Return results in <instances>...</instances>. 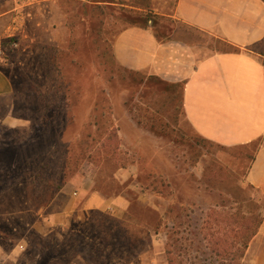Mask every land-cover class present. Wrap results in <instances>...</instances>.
I'll return each mask as SVG.
<instances>
[{"label":"rangeland","instance_id":"obj_1","mask_svg":"<svg viewBox=\"0 0 264 264\" xmlns=\"http://www.w3.org/2000/svg\"><path fill=\"white\" fill-rule=\"evenodd\" d=\"M46 1L14 11L3 25L19 29L0 38V63L15 88L14 125L0 124V264H90L62 243L96 210L131 229L127 238H112L118 246L108 264H170V256L174 264H238L230 244L239 234L238 214L264 217V199L245 179L256 145L230 149L203 139L183 116L181 87L146 88L147 71L124 68L114 57L128 16L140 12L131 5L154 16L150 25L162 16L154 10L159 5ZM15 3L0 0V13ZM201 39L224 48L221 39ZM108 154L117 159H104ZM92 193L128 203L85 208ZM139 219L152 223L151 239L138 240ZM218 238H225L228 256L217 254ZM241 261L264 264V218Z\"/></svg>","mask_w":264,"mask_h":264},{"label":"crops","instance_id":"obj_2","mask_svg":"<svg viewBox=\"0 0 264 264\" xmlns=\"http://www.w3.org/2000/svg\"><path fill=\"white\" fill-rule=\"evenodd\" d=\"M15 1V7L0 13V38L5 31L19 29L14 24L5 29L3 23L31 3ZM152 1L159 5L154 3L155 13L221 39L224 48L213 50L198 42H160L150 28L130 25L114 42L116 61L129 70L181 83L183 116L203 139L230 149L255 144L245 179L264 199V0ZM131 8L142 11L139 4ZM14 93L12 75L0 63V106L7 110L5 117L0 113V124L14 125L9 103ZM127 203L121 196L110 200L92 193L84 207L122 209Z\"/></svg>","mask_w":264,"mask_h":264},{"label":"trees","instance_id":"obj_3","mask_svg":"<svg viewBox=\"0 0 264 264\" xmlns=\"http://www.w3.org/2000/svg\"><path fill=\"white\" fill-rule=\"evenodd\" d=\"M152 17L154 16L149 13H144L142 10L139 13L128 16V19L131 21V25L150 28L160 42L176 40L184 43H201L202 36L208 37V34L194 29L180 20H174L170 17L157 15L155 16L154 24L149 26ZM230 50H237V48L230 46ZM143 82L144 86L149 89L152 87V83L165 84L171 87H181L182 85L181 83L172 84L154 75H148V77L143 79ZM97 118L98 117H96V120ZM112 131L114 135H117L116 129H112ZM89 135L91 136V133ZM109 136L111 138L112 135L110 134ZM104 159L116 160L117 157H111L108 154ZM121 166L126 167V164L122 163ZM237 202L240 203L241 200H238ZM149 212H151V214H157V211L151 207H149ZM250 213V216H244L241 213L238 214L237 222L239 223V226L237 227V231L239 234L237 235V238H234L233 242L230 243L232 249L235 251V258L233 257V259H236L238 264H244L241 260L246 255L251 241L258 234L264 218L255 213L254 210ZM129 215L132 216L131 214ZM84 218L85 222L82 224V227L78 228L74 226L71 228L69 237L62 243V247L64 249H69V253H71L73 257L81 256L89 261L90 264H108V260L111 259L113 252L116 251V247L118 246V242L116 241L114 243L112 238L117 235L127 238L131 234L129 224L126 223L125 220H117L118 226H113L109 223L112 220L111 216L100 210L92 211L89 216L85 215ZM138 224L140 225V228L136 231L138 235L137 237L139 238L138 240L145 239V234H147V236L149 235L150 238L152 223L150 221L147 222L143 219H139ZM161 224L162 219L159 218L158 221H155L154 231L156 233H158ZM206 239H209V237H206ZM129 241V244L133 246L135 240L131 239ZM214 242L217 245L215 250L219 256L223 257L229 255L228 251L221 247L225 242V238H218ZM169 253L171 254L170 250H168V254ZM169 262L170 264H174V258L170 256Z\"/></svg>","mask_w":264,"mask_h":264},{"label":"built area","instance_id":"obj_4","mask_svg":"<svg viewBox=\"0 0 264 264\" xmlns=\"http://www.w3.org/2000/svg\"><path fill=\"white\" fill-rule=\"evenodd\" d=\"M1 54H2V50H1V47H0V56H1Z\"/></svg>","mask_w":264,"mask_h":264}]
</instances>
